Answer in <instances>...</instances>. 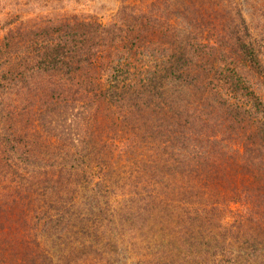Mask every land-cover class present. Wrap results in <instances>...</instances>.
Returning <instances> with one entry per match:
<instances>
[{"label": "trees", "instance_id": "16d2710c", "mask_svg": "<svg viewBox=\"0 0 264 264\" xmlns=\"http://www.w3.org/2000/svg\"><path fill=\"white\" fill-rule=\"evenodd\" d=\"M63 1L0 39V264H264V0Z\"/></svg>", "mask_w": 264, "mask_h": 264}, {"label": "rangeland", "instance_id": "374dc122", "mask_svg": "<svg viewBox=\"0 0 264 264\" xmlns=\"http://www.w3.org/2000/svg\"><path fill=\"white\" fill-rule=\"evenodd\" d=\"M121 1L123 0H64L62 4H64L63 10H65L66 12H69L71 14H81L84 16H93L96 17L102 23L107 24L113 21V18L115 17L116 13L118 12V10H120L122 4ZM132 1L133 0L125 1V3L134 4L135 14L139 13L140 11H145L147 9L146 5L152 2V0H142L144 5L142 7L139 3L140 0H136L135 2ZM167 1L170 2V0ZM150 10V12H152V7H150ZM40 12L41 10H36L32 13L27 11L20 12V0H0V39L2 38L5 32L4 23L9 21L8 18L14 17V15H19L23 19L32 21L34 19H37L35 18V16H37V14ZM153 12L155 13V15H158V10L156 11L154 9ZM7 13L9 14V16L7 15ZM20 13L22 14L20 15ZM51 14V16L56 15L53 13ZM245 14L246 11L243 12V15ZM178 22L179 24L177 25H179V27H185L184 23H182L181 20H179Z\"/></svg>", "mask_w": 264, "mask_h": 264}]
</instances>
